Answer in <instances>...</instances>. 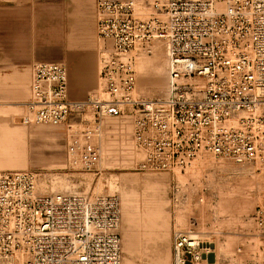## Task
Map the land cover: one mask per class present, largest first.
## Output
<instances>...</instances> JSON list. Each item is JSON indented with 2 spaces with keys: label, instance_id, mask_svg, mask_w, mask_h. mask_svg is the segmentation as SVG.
<instances>
[{
  "label": "built area",
  "instance_id": "built-area-1",
  "mask_svg": "<svg viewBox=\"0 0 264 264\" xmlns=\"http://www.w3.org/2000/svg\"><path fill=\"white\" fill-rule=\"evenodd\" d=\"M138 14L136 0H98L100 87L83 99L69 93V67L36 61L23 122L60 126L129 115L142 150L137 169L186 172L201 154L252 164L264 177V0H156ZM161 43L168 59L165 95L137 93L136 64ZM95 131L88 123L67 144L69 160L92 165ZM31 169L0 170V264H123L121 203L115 194L44 191ZM186 182L174 181V207L191 202ZM202 203V192L195 198ZM175 226L172 264H198L210 253L194 228ZM250 220L264 253V200ZM241 247L238 248L240 252ZM237 264V263H235ZM240 264H264L254 258Z\"/></svg>",
  "mask_w": 264,
  "mask_h": 264
},
{
  "label": "rangeland",
  "instance_id": "rangeland-1",
  "mask_svg": "<svg viewBox=\"0 0 264 264\" xmlns=\"http://www.w3.org/2000/svg\"><path fill=\"white\" fill-rule=\"evenodd\" d=\"M97 1L11 0L4 4L8 15H19L20 21L27 26L26 48L30 49L32 42L36 43V52H49V60L62 61L69 67L71 86L74 87L72 95L79 99L99 89L100 51L110 46V42L99 38L97 33ZM155 1L136 0L138 14L149 17L156 13ZM160 44L157 43L153 54L139 57L136 64L137 93L149 98L165 95L168 68L166 66L163 73L166 82H162L157 90L151 84L155 81L154 74L141 77L138 67L143 62L148 63L161 50L168 64L165 48ZM80 59H85L86 77L92 79V87L86 90L77 87L80 82L76 64ZM31 81L32 67L30 72L19 71L15 77L0 72V170L37 171L41 174L39 187L44 191L117 195L122 213L123 264H172L173 229L190 226L191 216L197 218L194 228L210 248V253L204 254L198 264L209 261L240 264L256 257L264 258L250 220L257 205L264 200V177L256 165L236 164L201 154L186 172L140 171L136 167L142 158V150L134 141L133 121L129 115L105 116L94 123L93 113L89 111L84 116L89 122L71 120L60 126L23 122V105L30 97ZM88 123L95 131L93 139L98 147L97 159L92 165L69 160L67 156L69 140L72 136L82 135ZM43 127L53 128L39 131ZM12 145H16V149H11ZM176 180L188 183L193 190L191 202L181 207H174L171 200V185ZM200 192L205 196L202 203L195 199ZM244 195L245 201H249L248 198L251 201L245 202L243 210L236 208L231 212L227 203L222 204L224 198L231 203L241 196L239 200L242 201ZM127 225L133 235L130 246L134 244V249L131 251L126 245L129 238V235L125 237ZM239 247L242 248L240 252Z\"/></svg>",
  "mask_w": 264,
  "mask_h": 264
},
{
  "label": "crops",
  "instance_id": "crops-1",
  "mask_svg": "<svg viewBox=\"0 0 264 264\" xmlns=\"http://www.w3.org/2000/svg\"><path fill=\"white\" fill-rule=\"evenodd\" d=\"M9 1L11 0H0V72H4L8 77H15L18 75L19 71L26 70L30 72L34 62L49 60L50 56L49 52H36L34 50L36 43L32 42L31 48H26L28 28L23 21H20L19 15H8V10L4 7V4ZM84 61L85 59H80L76 64V71L79 74L78 80L80 82V85L77 87L81 90L92 87V79L90 80V77L87 78L85 74L86 64ZM73 88L74 87L71 86L69 74V93L73 98L79 99L72 95ZM105 126L108 128L107 124H105ZM51 128L53 127H43L39 129V131H50ZM1 135L0 132V136ZM11 149H16V145H12ZM126 235H129V238L126 239V245L129 247H127L128 250L131 251L134 249V245L133 248H130V239H133V235L131 227H128V225L125 231V237Z\"/></svg>",
  "mask_w": 264,
  "mask_h": 264
},
{
  "label": "bare ground",
  "instance_id": "bare-ground-1",
  "mask_svg": "<svg viewBox=\"0 0 264 264\" xmlns=\"http://www.w3.org/2000/svg\"><path fill=\"white\" fill-rule=\"evenodd\" d=\"M161 45V44H160ZM158 47H159V45H158ZM161 47H163V45L161 46ZM161 47H159V48H161ZM159 50V49H158ZM164 50V49H163ZM165 53H166V51H165ZM164 53H163V51L161 50V51H159L158 52V54L156 53V56L155 57H153L152 59H150V61H151V63H150V61L148 62V63H141V64H139V73H140V75H142L141 77H144L147 73H153L154 75V82L152 83L151 82V84L154 86V87H156V89L157 90H160V88H161V86H162V82H164L165 80H163L164 78H163V73H164V71L165 70H167L166 69V66H167V68H168V64L164 61V59H163V57H164V55H163ZM166 55V54H165ZM150 64V65H149ZM167 64V65H166ZM150 67H151V70H150ZM153 71V72H152ZM166 73V72H165ZM143 79V78H142ZM166 82V81H165ZM165 85V84H164ZM166 87V86H165ZM164 87V88H165ZM74 129V128H73ZM98 139V138H97ZM241 180V179H240ZM253 180V179H252ZM247 181V180H246ZM240 182V181H239ZM261 182V181H260ZM236 183H237V181H236ZM244 183V182H243ZM238 184V183H237ZM237 184H235V185H237ZM261 185V184H260ZM240 186H242V184L240 185ZM244 186V185H243ZM263 186L264 185H262V188H263ZM240 188H242V187H240ZM240 191V190H239ZM249 192V191H248ZM238 193V192H237ZM234 194V193H233ZM226 195H228V194H226ZM247 195V194H246ZM246 195H244L242 198H243V200L242 201H240L241 199V196H240V198L239 197H237V198H235V199H237L238 201H236V202H232L231 201V203H230V201H229V199L228 198H224V201H222V204H225V203H227V207L229 208L228 210L229 211H231V212H234V210L237 208V209H239V210H243V208L245 207V202H249V201H251L250 200V198H248L249 199V201H245V199H244V197L246 196ZM248 197V196H247ZM246 197V198H247ZM240 199V200H239ZM221 202V201H220ZM221 204V205H222ZM251 204V203H250ZM226 205V204H225ZM246 205H247V203H246ZM226 207V206H225ZM227 207H226V209H227ZM248 207V206H247ZM224 209V208H223ZM246 209V208H245ZM251 209V208H250ZM237 211V210H236ZM235 211V212H236ZM200 212V211H199ZM202 213V212H201ZM240 214V213H239ZM230 219V218H229ZM230 221V220H229ZM236 221V220H235ZM234 223V222H233ZM224 225H225V223H223ZM133 245L134 244H132V246H130V248H133ZM129 248V247H128ZM127 248V249H128ZM214 263V262H213ZM211 261H209V262H207V264H213ZM126 264H130V263H126Z\"/></svg>",
  "mask_w": 264,
  "mask_h": 264
}]
</instances>
